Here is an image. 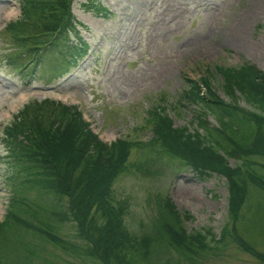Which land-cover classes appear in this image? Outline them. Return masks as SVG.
<instances>
[{
    "label": "trees",
    "instance_id": "16d2710c",
    "mask_svg": "<svg viewBox=\"0 0 264 264\" xmlns=\"http://www.w3.org/2000/svg\"><path fill=\"white\" fill-rule=\"evenodd\" d=\"M73 1L18 0L20 18L8 25L15 42L22 45L20 55L27 57L18 69L33 62V55L31 71L59 57L64 63L59 74H63L87 55L81 25L71 12ZM96 3L85 0L82 6L86 12L102 11L106 16L107 10ZM215 70L231 103L218 97L208 79L189 80L190 89L180 101L181 106L198 107L197 128L175 127L163 104L147 111L146 123L152 133L148 146L199 177L214 173L225 178L229 225L218 236L210 228L188 232L184 226V220L190 219L188 213L180 215L169 198L157 199V216L150 230L131 233L124 222L127 202L115 199L112 187L133 168L149 175L145 165L129 166L130 149L138 143L116 139L106 144L90 130L76 106L46 99L26 104L2 131L0 142L7 151L11 173L0 242L23 248L29 264L42 257L46 246L102 264H203L229 242H236L264 264V254L237 233L249 187L264 191V164L256 161L264 160V73L248 62ZM240 99L253 111L242 108ZM209 114L215 116L218 126L208 124ZM227 158L238 163L232 168ZM29 193L36 194L38 201H29ZM70 223L76 227L73 240L61 234L62 227ZM13 233L40 243L35 246Z\"/></svg>",
    "mask_w": 264,
    "mask_h": 264
},
{
    "label": "rangeland",
    "instance_id": "374dc122",
    "mask_svg": "<svg viewBox=\"0 0 264 264\" xmlns=\"http://www.w3.org/2000/svg\"><path fill=\"white\" fill-rule=\"evenodd\" d=\"M74 0L72 14L80 23V34L89 54L63 74V58L46 61L34 76L19 70L26 55L8 28L20 18L18 0H0V136L4 126L26 104L46 99L76 105L92 131L107 143L130 140L129 166L145 165L149 175L133 169L113 184L117 200H126L124 222L133 234L148 231L157 216V199L169 198L184 220L188 232L212 229L218 236L228 224V190L225 178L212 174L199 177L176 160L148 146L152 133L146 119L151 107L163 104L175 127H196L198 107L183 104L190 89L188 80L208 79L214 92L226 103L230 97L221 88L215 69L237 68L251 63L264 73V0H96L107 10L85 11ZM24 23V21H22ZM62 67V68H61ZM239 105L253 111L241 99ZM43 104V103H42ZM179 104V105H178ZM211 127L218 126L213 114ZM6 149L0 143V222L3 220L11 173ZM264 164L263 159H256ZM228 165L238 163L227 158ZM27 199L37 202L29 193ZM238 235L255 251L264 254V191L249 187V197L240 211ZM16 237V233H13ZM61 234L73 240L74 223L65 224ZM18 238V237H17ZM19 239V238H18ZM19 240L39 245L34 237ZM19 245L0 242V264H29ZM163 261V260H162ZM30 264H102L65 255L46 246L41 258ZM203 264H263L229 242Z\"/></svg>",
    "mask_w": 264,
    "mask_h": 264
}]
</instances>
